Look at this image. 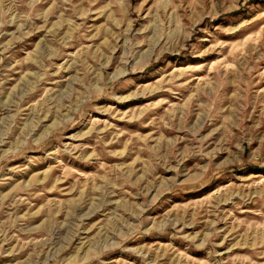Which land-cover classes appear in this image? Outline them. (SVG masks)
<instances>
[{
    "label": "rangeland",
    "instance_id": "1",
    "mask_svg": "<svg viewBox=\"0 0 264 264\" xmlns=\"http://www.w3.org/2000/svg\"><path fill=\"white\" fill-rule=\"evenodd\" d=\"M0 264H264V0H0Z\"/></svg>",
    "mask_w": 264,
    "mask_h": 264
}]
</instances>
